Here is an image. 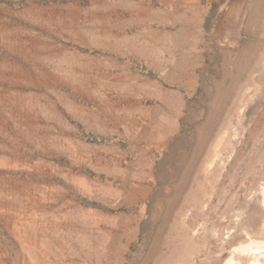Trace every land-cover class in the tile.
<instances>
[{
	"label": "rangeland",
	"instance_id": "rangeland-1",
	"mask_svg": "<svg viewBox=\"0 0 264 264\" xmlns=\"http://www.w3.org/2000/svg\"><path fill=\"white\" fill-rule=\"evenodd\" d=\"M263 196L264 0H0V264H247Z\"/></svg>",
	"mask_w": 264,
	"mask_h": 264
},
{
	"label": "bare ground",
	"instance_id": "bare-ground-1",
	"mask_svg": "<svg viewBox=\"0 0 264 264\" xmlns=\"http://www.w3.org/2000/svg\"><path fill=\"white\" fill-rule=\"evenodd\" d=\"M264 205V196H263ZM250 241V240H249ZM236 255L240 258L246 257L247 264H264V240H252L245 245L235 248ZM234 255V254H233ZM232 256V255H231ZM224 264H236L235 258H231Z\"/></svg>",
	"mask_w": 264,
	"mask_h": 264
}]
</instances>
